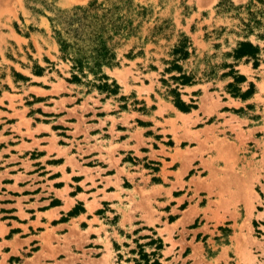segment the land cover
<instances>
[{
    "label": "rangeland",
    "instance_id": "obj_1",
    "mask_svg": "<svg viewBox=\"0 0 264 264\" xmlns=\"http://www.w3.org/2000/svg\"><path fill=\"white\" fill-rule=\"evenodd\" d=\"M242 42L259 48L257 61L235 60ZM0 110V130L11 126L4 131L28 152L23 161L16 150L0 154V195L13 182L9 167L46 168L32 162L42 154L33 151L41 130L51 136L49 153L73 172L94 168L77 171L84 176L122 165L119 146L104 149L105 136L148 145L125 154L129 168L115 177L127 204L109 215L114 224L122 213L119 234L105 233L104 243L72 221L31 229L38 238L23 249L17 230L4 235L0 222V264H264V0H0ZM86 184L72 183V194ZM9 193L0 203L22 212L21 193ZM86 203L52 224L86 212Z\"/></svg>",
    "mask_w": 264,
    "mask_h": 264
},
{
    "label": "crops",
    "instance_id": "obj_2",
    "mask_svg": "<svg viewBox=\"0 0 264 264\" xmlns=\"http://www.w3.org/2000/svg\"><path fill=\"white\" fill-rule=\"evenodd\" d=\"M75 98V97H74ZM1 112H4L0 110ZM47 126L48 124L41 123L37 124L36 126H32L34 130L38 128V126ZM8 127V130L11 131V126L8 124L3 126L0 130V154L3 156L6 154H13L11 151L16 150L17 156L19 158V161H23L22 157H27L28 152H19L18 147L22 144L21 143V137H16V134H6L4 129ZM41 133H45L46 131H39L36 133L35 136L36 140L40 141V148L33 149L35 152H40L42 154H37L39 156L38 159H34V161H46L44 165L46 168H43L42 165H40L41 169L37 172H33L34 174L24 173V171H19L21 175H25L26 178L16 182L15 178L18 176V173H11V170L19 169V167L23 165H17L9 167V173L8 178L13 179V182L11 184H1L3 187L7 189V191H2L4 195H0V200H9L10 198L13 199L14 197L10 195L9 191L12 190L13 192H20L21 193V200L22 202V212L20 209L13 210V208H18L17 205L14 202H6V203H0V206L3 207L7 212L1 213L2 217L4 215H7L8 217H14L18 216L21 220H27L26 223H19L13 218H6L3 219L1 217L0 222L1 223H7L6 224V230L4 235L8 234L12 229L17 230L16 235L18 236V240L23 242V249L25 245H29L31 241H33L35 238H38L37 235H33L31 232V229H34L37 231L38 228H45L46 230H52V229H66L69 228L72 224V221L82 224L87 223V228L90 229L91 234H95L94 240H101L105 243L106 236L105 233H109L110 236H113L114 232L119 234V229L122 227L121 222L123 221V215L121 213V217L119 218V222H115L114 224L112 222H109L110 217L113 215L120 214L121 211L118 210V208H121L122 205L126 206L124 202L121 203L120 199H126L125 195L123 194L124 188H122V191L118 190L116 183V175L120 173L118 172V169H125L128 170L129 163L123 162V157L125 154H135L137 156H140L136 153V142H133V140L129 136H125L124 138L120 140H111V137L105 136L104 141L107 143L105 144L104 149H110L113 146H119L118 149V155L115 156L116 159H121V164L118 166V168H115L113 171V174H108V172H105L104 175L101 174V176H97L95 172H89L84 176V173H79L77 171H84L85 169H94L92 167L88 166H81L79 169L71 170L68 168L66 164V159L60 155L57 154V151L49 153L48 147H50V142L47 141V139H50V135H39ZM125 132V131H124ZM47 133V132H46ZM126 134V132H125ZM144 135V134H143ZM12 140L18 141L15 144H9ZM27 142V141H25ZM27 143H32L31 141H28ZM3 144V145H1ZM8 145V147H6ZM140 145V144H139ZM137 145V147L139 146ZM59 146V145H58ZM148 147V145H140L137 149L138 152L141 154V148L142 147ZM133 152V153H132ZM104 153H107L104 152ZM22 154V156H19ZM9 159V158H8ZM62 159V162H52L48 163L49 160H59ZM199 159V158H197ZM2 163H0V166ZM31 168H38L36 166L31 165ZM103 171L111 170L110 166H103L101 167ZM131 170V169H129ZM35 171V170H34ZM88 172V171H87ZM172 173V172H171ZM174 173V172H173ZM79 177L80 180H75V178ZM36 177V178H35ZM91 178V180H95V184H97V187L92 188V185L90 183V180H86ZM123 180V179H122ZM86 181L87 188H91L89 190H81L77 191L75 194H72V192L76 189L77 186L81 187V184ZM75 184L76 187L72 186L71 184ZM17 184V189H9L8 186H14ZM120 184V183H119ZM99 185V186H98ZM52 187L53 192L49 191V187ZM120 189V185H119ZM0 190H2L0 188ZM43 190V192H42ZM108 190V191H107ZM29 191V192H25ZM36 191H41L40 193H37ZM32 192V193H31ZM60 194V195H59ZM48 196H52L51 198H48ZM121 196V197H120ZM18 197V196H17ZM54 198L61 201L59 205L51 206L50 202L54 200ZM87 198V203L84 204L86 208V212H81L80 214L76 213L74 218L71 217V220L59 223L56 226L52 223L54 221H58L62 216L66 215V213L71 210L79 201H83ZM104 201H111V204H106L108 207V210L106 209L105 205L103 204ZM119 201V202H118ZM50 205V206H49ZM121 206V207H120ZM89 207L92 208V210L89 209ZM104 209L105 212L103 215H95V212L99 209ZM109 215H111L109 217ZM131 218V217H130ZM139 215L134 216V220H138ZM100 222V223H98ZM125 223L128 224V219L125 221ZM134 224V222H133ZM142 224V223H141ZM140 224V225H141ZM127 226V225H126ZM21 229V231L19 230ZM44 230V232L46 231ZM57 230V231H58ZM55 233H58V232ZM29 232L31 233L30 236L22 237L21 235ZM15 236L13 240H16ZM99 238H98V237ZM7 242V241H5ZM103 244V243H102ZM47 261V260H46Z\"/></svg>",
    "mask_w": 264,
    "mask_h": 264
},
{
    "label": "trees",
    "instance_id": "obj_3",
    "mask_svg": "<svg viewBox=\"0 0 264 264\" xmlns=\"http://www.w3.org/2000/svg\"><path fill=\"white\" fill-rule=\"evenodd\" d=\"M79 10L82 11L84 19L88 18V13L87 10L84 9L82 10L81 8H78ZM62 45H63V51H67V42L66 41H61ZM258 54H259V48L256 46H253L251 43L249 42H242L239 47L234 51V58L235 60H241L244 57H248V58H252L254 60H258ZM255 65H257V63H255ZM234 72V71H233ZM177 80H183L184 83L183 84H187L188 80L186 79L185 76H181L179 78H177ZM236 82H244L245 78L243 76H239L235 79ZM229 87H233V85H230ZM235 92H238V90L236 89ZM249 92L243 93L241 96L243 98H245L247 96ZM177 106L182 109L185 110V104L179 101V104H177ZM154 264H159L158 262H155Z\"/></svg>",
    "mask_w": 264,
    "mask_h": 264
}]
</instances>
